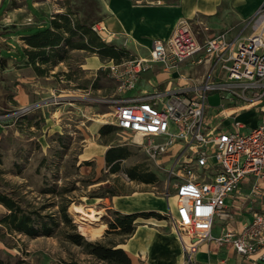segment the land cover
<instances>
[{
  "label": "rangeland",
  "instance_id": "1",
  "mask_svg": "<svg viewBox=\"0 0 264 264\" xmlns=\"http://www.w3.org/2000/svg\"><path fill=\"white\" fill-rule=\"evenodd\" d=\"M13 1L16 5V0ZM53 2L63 12L69 8L76 17L85 18L92 25L100 18L97 0ZM246 27L250 35L251 28ZM105 42L112 43L109 39ZM88 54L70 51L63 61L66 72L57 71L51 80L40 78L36 86H26L29 101L25 105L13 107L11 95L5 109H0V190L18 198L21 207L40 215L58 218L59 207L66 204L76 231L88 241L111 243L127 237L110 232L109 240L103 238L107 237L104 233L107 221L113 219L114 208L119 203L134 204L138 210L144 208L146 212L159 214L162 223L174 231L170 213L175 203V180L168 173L170 158L165 155L158 160L150 159L144 150V139L119 129L108 131L104 137L99 135L101 126H114L112 100L119 97V91L111 67L116 63L105 59L104 64H109L94 76L79 66ZM130 54L127 58L124 55L121 62L138 57L131 51ZM196 58L197 55L192 59ZM196 68L194 65L192 70ZM66 73H70L69 79ZM205 73V70L193 71L200 79ZM212 80L223 83L224 74L214 75ZM225 83L235 82L226 80ZM223 93L218 89L206 92L205 115L212 107L219 109L221 104L231 107L246 102L236 97L232 101L222 99ZM3 94L0 92V101ZM263 114L259 112L257 116L261 119ZM113 144L127 147L120 170L115 173L110 172L103 159L104 149ZM133 168L143 176L153 173L155 181L130 180L126 171ZM73 206H79L84 213H74ZM5 213L6 209L0 205V217ZM214 223L223 226L217 217ZM66 231L70 229L60 222L50 236L57 244L46 240L33 242L26 235L8 233L0 224V260L10 264H66L65 260H79V252L71 251L72 246L64 236Z\"/></svg>",
  "mask_w": 264,
  "mask_h": 264
},
{
  "label": "built area",
  "instance_id": "2",
  "mask_svg": "<svg viewBox=\"0 0 264 264\" xmlns=\"http://www.w3.org/2000/svg\"><path fill=\"white\" fill-rule=\"evenodd\" d=\"M246 26L251 33L245 38L228 40L225 33H219L200 43L190 22L180 19L168 38L153 40L147 57L111 67L120 95L112 100L114 126L144 139L150 159L170 158L168 173L175 180V209L170 218L184 255L181 264H195L203 241L227 245L245 264H264V114L251 127L234 117L250 109L264 113V2ZM92 29L108 39L102 22H95ZM187 60L206 71L202 81L175 91L155 89L135 97L122 96L153 63L173 71ZM219 73L224 74L223 83L212 80ZM213 89L224 91L222 99L246 101L228 109L223 104L211 108L215 115L222 113L223 119L232 117L227 127L211 128L204 113L206 92ZM186 92L193 95L184 96ZM246 185L247 193L243 192ZM230 195L235 206H251L250 220L238 231L224 228L219 237H213L215 217L232 219L226 204ZM255 204L257 210H253Z\"/></svg>",
  "mask_w": 264,
  "mask_h": 264
},
{
  "label": "crops",
  "instance_id": "3",
  "mask_svg": "<svg viewBox=\"0 0 264 264\" xmlns=\"http://www.w3.org/2000/svg\"><path fill=\"white\" fill-rule=\"evenodd\" d=\"M97 2L100 6V18L96 22H102L105 26L109 32L108 39L138 57H147L153 40L168 38L180 19H187L190 22L200 43L219 33H225L228 40L245 38L249 33L245 26L246 22L255 14L264 0H97ZM16 3L13 5V0H0V92L4 93L0 101V109H5L11 95L13 107L25 105L29 101L27 97L29 91L25 90L26 86H36L40 78L51 80L57 76V71L66 72L63 62H59L50 68L47 74L39 76L27 63V57L22 51L27 47L22 39L26 32L24 29L45 26L49 24L54 14L61 13L64 9L58 8L53 0H16ZM11 26L15 27L16 34L12 32ZM21 30L23 31L20 32ZM201 37L203 39H200ZM71 51L85 52L82 49ZM143 53L146 55L142 56ZM187 61L173 71H167L159 63H153L150 69L140 74L135 87L125 91L122 96L135 97L155 89L175 91L190 87L194 84L193 81H202V77L200 79V76L195 77L193 74V71L197 72L198 68L192 70L194 66L192 60ZM104 63L105 60H101L97 55L88 54L79 66L81 70L93 72L95 76L98 70L109 64ZM192 95L193 93L190 92L184 94L187 97ZM251 111L250 109L240 112L234 117L246 127H251L260 119L256 111ZM245 114L250 116L243 117ZM206 116L211 128L227 127L232 121V117L223 119L222 113L215 115L212 111ZM95 151L96 149L93 148L92 153ZM247 190L246 185L243 192L247 193ZM233 199L234 197L230 195L226 200L232 219L223 221V226L214 223L211 229L213 237H219L224 228L238 231L250 220L251 206L247 203L235 206ZM119 204L114 211L120 214L147 211L144 208L136 209L134 204ZM258 208L257 204L253 206V210ZM174 209L175 203L171 212H174ZM155 219L139 216L134 221L135 229L132 234L111 243L101 242L108 246L122 248L131 264H181L184 255L176 231L167 228L162 223L164 222L162 217H155ZM104 229L107 230L108 227ZM105 230L107 237L103 238L109 240L110 233H106ZM50 238L52 237L37 236L30 239L33 242L46 240L47 243L57 244ZM70 245L71 251L76 249L80 254L79 260L73 261L80 264H106L84 252L80 246L72 243ZM194 261L195 264H245L227 245L219 246L215 241L200 243ZM65 262L69 264L71 260H65Z\"/></svg>",
  "mask_w": 264,
  "mask_h": 264
},
{
  "label": "trees",
  "instance_id": "4",
  "mask_svg": "<svg viewBox=\"0 0 264 264\" xmlns=\"http://www.w3.org/2000/svg\"><path fill=\"white\" fill-rule=\"evenodd\" d=\"M39 22V21H38ZM14 26H11L14 34ZM38 29V30H37ZM22 37L26 48L22 51L27 57V63L31 65L35 74L44 76L48 70L67 60L71 50L82 49L90 54L97 55L101 60H112L116 64L121 63V58L131 55L127 49H123L113 43L105 42L93 29L92 22L85 18L76 17L75 12L67 8L65 12L53 15L47 26L27 27ZM36 30V31H35ZM69 79L70 73L65 74ZM118 129L115 126L103 125L99 128V135L104 137L108 131ZM109 140V139H108ZM107 141V140H105ZM127 147L123 145H110L104 153V162L111 173L120 170V161L126 156ZM88 164V163H86ZM130 180H139L144 183H153L156 176L140 174L135 168L126 171ZM0 205L6 209V213L0 217V224L8 233L23 234L28 237L51 236L56 231L60 222L65 224L70 231L64 236L69 243L80 246L84 252L92 255L106 264H131L129 257L120 247L108 246L101 241H88L76 231V226L67 213V205L63 204L58 209V218L50 215H40L35 211L21 207L18 198L0 190ZM158 217L152 212L120 214L113 212V219L107 221L106 233L130 235L135 229L137 217ZM0 238H2L0 236ZM0 264H10L0 260ZM69 264H80L75 261Z\"/></svg>",
  "mask_w": 264,
  "mask_h": 264
},
{
  "label": "bare ground",
  "instance_id": "5",
  "mask_svg": "<svg viewBox=\"0 0 264 264\" xmlns=\"http://www.w3.org/2000/svg\"><path fill=\"white\" fill-rule=\"evenodd\" d=\"M72 211L74 212V213H80V212H83L82 210H81V208L79 207V206H73L72 207ZM84 213V212H83ZM88 215V214H87ZM89 217H91V214H89ZM83 223V222H82Z\"/></svg>",
  "mask_w": 264,
  "mask_h": 264
}]
</instances>
